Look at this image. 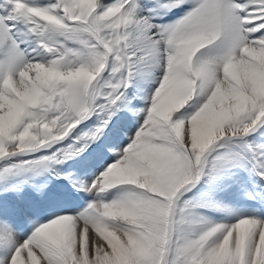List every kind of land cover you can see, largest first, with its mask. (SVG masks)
<instances>
[{
  "label": "snow or ice",
  "instance_id": "snow-or-ice-1",
  "mask_svg": "<svg viewBox=\"0 0 264 264\" xmlns=\"http://www.w3.org/2000/svg\"><path fill=\"white\" fill-rule=\"evenodd\" d=\"M0 264H264V0H0Z\"/></svg>",
  "mask_w": 264,
  "mask_h": 264
}]
</instances>
